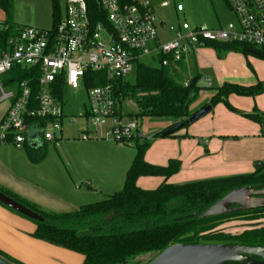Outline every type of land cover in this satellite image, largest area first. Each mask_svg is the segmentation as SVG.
<instances>
[{"label": "rangeland", "instance_id": "obj_1", "mask_svg": "<svg viewBox=\"0 0 264 264\" xmlns=\"http://www.w3.org/2000/svg\"><path fill=\"white\" fill-rule=\"evenodd\" d=\"M149 1L158 21L163 24L161 36L164 41L173 40L180 33L179 27L183 23L189 24L191 28L218 30L235 22L228 0ZM178 5L184 7L183 13L177 11ZM58 7L65 14L66 0H58ZM12 18L25 21L23 26L50 31L54 24L52 0H14ZM183 35L186 33L183 32ZM193 56L182 75L187 81L199 76L197 86L208 89L201 91L199 98L191 103V112L199 111L210 104L211 97L217 94L214 89L225 83L251 85L258 81L264 82L263 59L236 52H219L212 47L197 49ZM143 62L152 67L160 64L158 59L150 58H145ZM125 80L134 84L135 73L128 75ZM15 87L16 84H10L6 86V90ZM87 105L85 89L69 90L65 93V118L61 132H54V139L47 144L46 157L39 164L29 160L25 148L20 147L18 150L15 145L0 144V161L11 164L17 173L34 179L49 193V201L60 199V202L53 200L55 204L51 203L48 209L42 208L46 212H73L80 206L95 204L108 196H114L123 189L126 174L134 159L136 144L134 141L128 144L118 143L112 137L106 136L108 131L104 128L92 127L84 117ZM7 106L6 102L0 103V124ZM212 108L200 120L177 131L175 135L178 138L157 137L167 127L166 124H172L171 121L140 119L144 134L140 142H148L150 145L145 160L157 166H167L171 160L180 161V170L169 179V184L184 185L247 175L260 168L264 170V128L242 115L256 111L264 114V94L256 97L231 95L227 102ZM123 110L128 115L127 118L133 119L129 116L131 112H137L136 104L127 100ZM71 118L76 119V123H72ZM83 132L94 135L89 140H82ZM2 133L0 129V136ZM182 135H188V138H179ZM256 157L258 159L255 163L247 164V161ZM248 165H251V172H242ZM2 174L5 176V173ZM163 180L162 177H141L138 184L144 186L143 189L156 190ZM7 184L13 186L16 182L13 180L12 184L9 179ZM239 224L236 220L225 221L217 229L236 233L244 229ZM49 246L63 249L51 244ZM63 250L70 254L68 257L71 261L67 256L59 257L55 254H47L46 258L58 264H83L82 255ZM0 251L3 252L1 249ZM3 253L13 261L19 260L13 254Z\"/></svg>", "mask_w": 264, "mask_h": 264}, {"label": "trees", "instance_id": "obj_2", "mask_svg": "<svg viewBox=\"0 0 264 264\" xmlns=\"http://www.w3.org/2000/svg\"><path fill=\"white\" fill-rule=\"evenodd\" d=\"M52 3L54 27L62 13L58 9V0H52ZM12 8L13 0H0V10L8 18L12 14ZM210 47L219 52L250 55L247 52L249 47L243 44H213ZM185 66L184 61L179 63L178 71L160 65L152 67L139 63L134 72V84L126 80L116 83L118 104L123 106L127 100L134 101L137 112H131L129 116L133 119L171 121L172 125L157 135L165 138L163 134L167 130L186 123L190 117L208 105L225 103L231 95L256 97L264 94L262 81L252 86L225 83L214 89L217 94L211 97L210 104L199 111L191 112V103L199 98L201 91L208 88L197 86L199 76L194 77L195 84H192V80H185L182 75ZM34 77L38 78L35 72L14 69L4 77V82L7 86ZM88 78L93 80L88 87L105 84L102 74L89 72ZM64 91V87L59 86L56 97L62 99ZM36 96L37 90H34L33 98ZM242 115L264 128V114L256 111ZM189 125L186 124L183 128ZM176 133L167 137L178 138ZM186 137L188 136H183ZM143 138L137 136L134 140L135 156L126 174L123 189L103 201L80 206L74 212L49 213L1 186L0 192L44 219L42 223L32 221L36 225L31 235L34 239L82 255L83 264H144L141 257L161 253L176 244H227L264 248V209L209 219L200 218L201 214L233 190L248 186L264 187L262 168L250 175L184 185L169 184L167 181L180 170V161L171 160L167 166L148 163L145 155L150 145L148 142L141 143ZM25 148L29 160L33 163H41L46 157L47 145L44 143L37 148L29 145ZM141 177H162L165 181L156 190H143L137 185ZM230 220L243 222L246 227L236 233L217 229L219 224ZM0 254L9 259L3 252L0 251Z\"/></svg>", "mask_w": 264, "mask_h": 264}, {"label": "built area", "instance_id": "obj_3", "mask_svg": "<svg viewBox=\"0 0 264 264\" xmlns=\"http://www.w3.org/2000/svg\"><path fill=\"white\" fill-rule=\"evenodd\" d=\"M228 3L234 23L218 30L183 23L169 41L162 39L163 24L149 0H66L65 14L50 31L13 28L0 20V103L8 104L0 144L20 148L52 141L65 118V93L81 88L88 96L84 117L92 127L104 128L107 137L122 144L143 138V124L127 118L116 100L115 85L145 58L179 70V63L197 49L213 44L237 43L264 52V0ZM177 11L185 10L178 5ZM14 69L35 72L38 78L20 80L14 89L6 90L4 77ZM89 72L102 74L105 84L88 87L93 82ZM59 86L65 90L62 99L56 97ZM91 135L82 134L81 139L89 140Z\"/></svg>", "mask_w": 264, "mask_h": 264}, {"label": "water", "instance_id": "obj_4", "mask_svg": "<svg viewBox=\"0 0 264 264\" xmlns=\"http://www.w3.org/2000/svg\"><path fill=\"white\" fill-rule=\"evenodd\" d=\"M248 54L264 60V52L248 49ZM196 79L192 80L195 84ZM213 110L209 105L188 119L167 130L163 137L181 130L186 124L200 120ZM261 166V165H260ZM259 166V167H260ZM0 204L33 222H43L44 219L26 206L0 192ZM264 209V187H243L231 191L207 211L200 215L201 219H209L224 215L252 212ZM196 215V214H195ZM264 261V248L232 246L226 244H193L172 245L161 253H153L141 257L144 264H263L254 258ZM0 264H16L0 254Z\"/></svg>", "mask_w": 264, "mask_h": 264}, {"label": "crops", "instance_id": "obj_5", "mask_svg": "<svg viewBox=\"0 0 264 264\" xmlns=\"http://www.w3.org/2000/svg\"><path fill=\"white\" fill-rule=\"evenodd\" d=\"M13 5H14V0H13ZM0 20L7 22L8 25H10L13 28L14 27H25L22 25L25 21L14 20L12 18V14L8 18L7 15L1 10H0ZM193 57L194 56L192 55L186 58L184 60L185 64L190 62L191 59H193ZM256 84H251V85H246V86H252ZM170 125L172 124L171 123L166 124L167 127ZM85 133L86 132H83V135ZM183 136L185 135L179 136V138H183ZM48 143L49 142H44V144L46 145ZM4 145L14 146V144L12 143L4 144ZM26 145H29L32 148H37L41 146V145L35 146L32 144H26ZM26 145H24L22 148H25ZM17 149L19 150L18 147ZM134 156H135V152H134ZM257 159L258 157H256L252 161H247V164L255 163L256 162L255 160ZM36 164H39V163H36ZM250 168H251V165H248L244 170L242 169L243 170L242 172L250 173L251 172L249 171ZM257 170H254L253 173H255ZM2 173H5V176H3ZM247 175H250V174H247ZM30 178L31 177L23 176L20 173H17L11 164H6L5 162L0 161V186L1 187L7 190H10L11 192H14L15 194L19 195L25 200L31 203H34L41 208L48 209L51 203L55 204V201L53 200H57L60 202V199H52L53 197L52 195H51L52 200L49 201V197H50L49 193L47 194L45 189H43L38 183H36L34 179L31 180ZM9 179L12 181V184L14 180L16 182V185L13 184V186H11L7 184ZM167 182H169V180ZM137 185L141 189H143L144 187V186L141 187L138 184V182H137ZM143 190H146V189H143ZM61 203H64V202L61 201ZM35 229H36V226L33 223H31V221H29L28 219L19 217L7 211L3 206L0 205V249L3 250V252L13 254L17 259H19L16 261L21 264H58L52 259L46 258L47 254H55L56 256H59V257L67 256L66 258L71 261L70 257H68V255L70 254L67 251L65 252V250L63 249L51 247L49 246V244L45 242L32 238L31 235L34 233Z\"/></svg>", "mask_w": 264, "mask_h": 264}, {"label": "flooded vegetation", "instance_id": "obj_6", "mask_svg": "<svg viewBox=\"0 0 264 264\" xmlns=\"http://www.w3.org/2000/svg\"><path fill=\"white\" fill-rule=\"evenodd\" d=\"M239 225H240L239 227H244V228L246 227L243 222H240ZM232 246H243V245H232ZM244 247H248V246H244ZM254 259L257 260V261H259V262H262L264 264V261L262 259L257 258V257H255ZM232 264H240V263H232Z\"/></svg>", "mask_w": 264, "mask_h": 264}]
</instances>
